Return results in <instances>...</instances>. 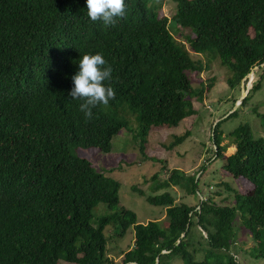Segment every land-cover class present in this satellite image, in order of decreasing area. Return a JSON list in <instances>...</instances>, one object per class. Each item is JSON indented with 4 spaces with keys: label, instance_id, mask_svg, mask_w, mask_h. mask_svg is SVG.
<instances>
[{
    "label": "trees",
    "instance_id": "obj_1",
    "mask_svg": "<svg viewBox=\"0 0 264 264\" xmlns=\"http://www.w3.org/2000/svg\"><path fill=\"white\" fill-rule=\"evenodd\" d=\"M173 1L168 18L152 0H125L126 18L105 27L88 17L86 0H0V264H171L174 257L182 264H241L238 222L252 240L248 252L264 260V120L259 137L247 123L229 131L235 151L228 156L219 126L236 110L212 128L222 168L249 183L245 193L233 189V203L207 197L192 206L168 191L146 195L165 206L166 227L137 222L119 203L120 182L78 153L110 152L122 130L142 145L151 127L195 115L193 101L202 100L205 86L192 87L191 74L207 67L190 51L217 58L231 87L264 63V0ZM178 26L190 32L182 41L173 34ZM95 53L112 67L116 95L86 120L81 101L68 93L81 57ZM261 86L254 81L239 106ZM188 134L174 136L168 148ZM149 181L153 191H198L195 176L179 169ZM99 204L105 210L95 215ZM129 227L133 244L115 262L105 229L122 238Z\"/></svg>",
    "mask_w": 264,
    "mask_h": 264
},
{
    "label": "rangeland",
    "instance_id": "obj_2",
    "mask_svg": "<svg viewBox=\"0 0 264 264\" xmlns=\"http://www.w3.org/2000/svg\"><path fill=\"white\" fill-rule=\"evenodd\" d=\"M160 5V14L170 18L175 10L173 0H152ZM177 34L173 33L179 40L190 33L189 30L179 26ZM185 46H187L185 44ZM193 59H200L207 67L199 73L191 74L192 87H198L203 83L205 89L202 93V100L193 101L196 114L187 117L179 122L177 126H153L151 127L144 143L141 145L139 138H134L129 131H120L113 138L112 149L108 153L98 149H86L78 151L80 155L87 156L98 171L107 170L108 174L120 182L118 190L119 203L135 212L137 222L146 223L149 220L159 221L162 227L167 226L165 206L152 205L145 199L146 195L160 194L168 191L175 197L176 203H186L195 206L199 200L212 197L216 203H233V189L246 192L249 183L242 184V178L230 176L223 168V162L215 154L217 147L214 146L210 135L212 128L222 119L235 111V114L223 120L219 126L222 131L221 145L225 146L224 155L228 156L235 151V145L227 133L240 124L247 123L255 137L263 133L264 120V65L254 67L252 72L242 78L239 85L231 87L227 78L230 75L228 69L222 66L217 58H209L206 55L190 51ZM261 80L262 86L254 92L243 105L239 104L247 94L253 82ZM212 80V87L206 86ZM243 89L245 92H243ZM255 109V111H253ZM259 114V115H258ZM135 125V121H132ZM135 123V124H134ZM189 132L188 136L174 147H169L174 136ZM218 158V159H217ZM103 169V170H102ZM173 169L181 170L186 176L193 177L197 182V189L194 193H187L179 186H171L167 189L153 191L150 188L149 178L158 173L159 179L166 178ZM223 183H228L231 190L225 189ZM242 184V185H241ZM136 185L144 192L140 195L131 189ZM241 185V186H240ZM103 204H99L95 215L104 212ZM237 242L235 250L241 264H264V260L252 257L248 252L252 246L247 229L236 223ZM194 231V226H191ZM108 235L107 253L108 256L118 262L122 253L128 250L133 244L134 231L129 227L122 238L113 235L111 229H105ZM205 234V232H204ZM205 250V249H204ZM198 258V256H197ZM171 264H182L179 257L169 261ZM58 264H69L59 260Z\"/></svg>",
    "mask_w": 264,
    "mask_h": 264
},
{
    "label": "clouds",
    "instance_id": "obj_3",
    "mask_svg": "<svg viewBox=\"0 0 264 264\" xmlns=\"http://www.w3.org/2000/svg\"><path fill=\"white\" fill-rule=\"evenodd\" d=\"M87 15L93 21H102L105 27L114 26L118 18H126L125 0H86ZM79 71L71 77L73 87L68 93L73 100L81 101L79 110L85 119L93 118V109L107 106L115 99L112 87L113 69L103 54H85L78 62Z\"/></svg>",
    "mask_w": 264,
    "mask_h": 264
},
{
    "label": "water",
    "instance_id": "obj_4",
    "mask_svg": "<svg viewBox=\"0 0 264 264\" xmlns=\"http://www.w3.org/2000/svg\"><path fill=\"white\" fill-rule=\"evenodd\" d=\"M261 65H264V63H262ZM255 67H257V66H255ZM251 72H252V71H251ZM251 72H250V73H251ZM250 73H249V74H250ZM249 74H248V75H249ZM248 75H247V76H248ZM244 78H245V77H244ZM247 91H248V90H247ZM243 92H245L244 89H243ZM215 124H216V123H215ZM182 236H183V234L181 235V237H182ZM162 253H166V251H162ZM133 264H136V263H133Z\"/></svg>",
    "mask_w": 264,
    "mask_h": 264
}]
</instances>
